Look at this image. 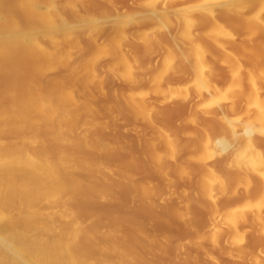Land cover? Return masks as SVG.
<instances>
[{"label": "rangeland", "instance_id": "rangeland-1", "mask_svg": "<svg viewBox=\"0 0 264 264\" xmlns=\"http://www.w3.org/2000/svg\"><path fill=\"white\" fill-rule=\"evenodd\" d=\"M108 1H104L105 3L102 4L103 1L94 0L93 4L85 7L88 8L86 10L80 4L81 2L78 3L79 6L77 5L76 8H70V5L69 7L67 5V0L57 1L58 6L62 8V12L64 13L63 15L67 14L70 16V12L72 14L75 11L74 9H77L76 11L80 10L79 12L75 11L78 15L74 13V17H71L73 14L69 18L67 15H65L68 19L74 21V23L77 25L76 28L80 29L75 33L76 36L73 37V42L76 48L75 50H78L77 55H79V58L74 59L72 63L75 64L78 62V60L80 61L82 59L80 50H82V45H84L83 43H86L85 39L88 37L86 32L89 29V33L91 31L93 33V35L91 33L90 36L94 39V41H92L91 37H88V39H91L88 45L91 47V50L85 54L82 60L90 59L93 56L95 57L102 54L104 55H102V57L99 56L101 58H99V60L101 61L98 62L97 67L91 69L89 78H87L93 83V86L91 84L92 88L90 87V92H88L89 94L86 93V90L84 89V84L87 83V79L80 78L82 83L78 88L79 92L77 91L78 94L76 98L82 101L85 99V97H88L89 100L85 103L89 104H85L84 102V104H82L81 102L82 105L73 116V119L77 120L75 134L65 131H57L52 133L47 128L42 131H33V126L28 117L29 113H21V109L13 110L11 105L6 103L7 97L9 95L10 100L11 95H20V90H15L7 85L4 86V92L0 95V101H5L4 106L0 109V137L3 142L0 149V156L6 161H12L19 155V152L22 149H28V151L31 153H40L48 165L56 166L53 171H57L63 176V180L67 186L68 196L75 199L73 208L65 215L63 223L65 225H78L82 230L90 231L97 239H99L101 236H106L110 240V244L107 247L108 251L106 252H103L101 248L96 247L93 244L82 245L83 249L90 251L92 256L90 258L91 260L98 261L99 259L103 258L106 259L109 264H264V209L262 207V212L258 210L261 208L259 207V202L262 201V204H264V201L252 199V201H250L252 204H250L248 207L247 199L245 198L246 200H244V192L247 190V188L252 189V187L248 186L253 184V182L255 184V177L250 176L252 173H247L246 171L243 174L237 168L236 169L238 172L235 171L236 169H234V165H232L230 168L231 170L228 171L230 167L229 165L225 168L223 166L220 167L219 165H211L209 166L211 169L210 170L209 168H203L204 166L201 163L200 164L203 167L198 164L199 162L197 163L198 158L202 159L205 157H200V155H204L203 152L205 151L203 150V143H205L207 138H212L211 140H214V138L223 137L225 135V138L227 137V139L230 140L231 138L228 137H232V134L230 135L229 133H233L232 130H235L237 124L242 126V122H245L247 119L246 116H243V119L244 117L245 119H240L241 121H237V119L232 120L230 118H237L236 115L238 116V114H240L238 113L240 112V109L237 108V106H239V102L242 103L244 102L242 99L246 101L248 98L246 95V89L248 86L246 79H248V76H245L247 73L245 70H243L245 67L243 64L246 65V61L243 57H238V62L244 63H239L241 64V67L243 66V68L239 72L240 75L239 73L235 75L233 69L235 71L237 70L236 65H234L236 66L235 68L234 66L229 68L222 64L226 58L229 64H234L236 62L233 61L234 58L232 57V60L230 57L224 58L225 55L227 56V51L226 53L222 51L225 53L224 55L221 53L220 49L218 50L220 47L217 46V44L215 45L209 42V44H213V47L208 45L205 37L203 40L202 36L198 39H202L203 41H193L194 43L192 42L193 44L191 43V45H185L183 39H178L176 41V45L168 43V46L166 42L168 39L171 40V37L168 35L166 36L167 33L165 34V32H163L164 35H162L160 31L161 28L159 29V27L163 24V28H165V25L170 26L171 24H175L176 26H173V28L177 27L178 25V29H181V26L179 27V25H182L185 21L188 22L189 20H183V18H179L178 15L177 18L172 16L173 19L170 16V19L164 17L162 18L161 15L160 17L162 19L157 16L154 18V15H156L154 12L157 6H163L159 3V0ZM183 1L186 3L188 2V0ZM183 1L177 2L179 7H182L178 8V10L180 9V13L182 12L181 10H187L188 12V9H190L189 5L192 4L193 0H190V3L188 2L189 5H187L185 2L184 5ZM177 3H175V6H178ZM192 5L190 7H192ZM184 6L187 7L183 8ZM192 8L194 9L195 6ZM72 9L74 10L73 12ZM82 11L83 14L84 12L86 13L84 14V16H86L84 19H81L82 14L81 17L79 14ZM130 11L132 13L135 12L136 14H132ZM164 12L166 11L164 10ZM185 12H183V15ZM202 18L203 17L198 18L197 16L195 17L194 22L199 24L200 21H204L205 23H203V27L200 28V24L195 25L193 24L194 22L192 25L197 26L196 28L199 31L204 30V33L209 32V30L207 31L209 28L214 29L215 27H218V24L220 23L218 18L213 19V23L209 22L212 21L211 19L208 21V19L204 17L207 20L206 21ZM142 19H145L147 22L149 20L148 23L145 22V24H148L145 28L144 20L142 22ZM219 19L221 20V23L219 24L221 26H224V20H228L221 16ZM234 19L233 24H235L237 21H234ZM195 20L199 21L196 22ZM231 20L227 21L229 25L232 24L229 23ZM104 21H106V24L104 23L106 25L104 26L105 28L100 26L101 23L103 25ZM137 21H140L138 22L139 25L137 24ZM184 24L185 26L187 25V23ZM188 24L191 25V21H189ZM236 24L232 25V27H230L231 25L229 26L225 24L227 25L225 27H230L225 29V31L229 30V32L223 34V37H221L220 34L218 35L221 37L222 42L224 40L225 42L229 43L224 44L220 42L219 37L218 41L222 43L223 46L230 44L231 46H227L229 50L237 47L238 49L236 48V55L241 52L245 54L243 51L244 49H242V45L239 46L240 44L238 43H245L244 41L246 38L243 36H239L240 38H238V35L235 34L237 33L236 31L238 29ZM82 26L83 29H81ZM234 26L236 29H234ZM104 29L106 31H104ZM175 29H173V32L176 35L180 34V32H185L182 31L183 29L181 31L177 28ZM99 30H101V36H105L103 39L99 37ZM194 30L196 31V29ZM173 32L171 31V33ZM157 34H160L162 38ZM232 35H234V37L237 35V41H235L236 39L234 40ZM242 38L245 39L242 41ZM159 39L162 43L159 42ZM233 40L234 44L237 46L233 47ZM205 41L207 46H210L214 50L217 49L216 54L219 55L220 59H218V56H214L215 58L210 56V58L208 55L207 60L209 61L204 59L202 61V63L204 62L203 65H199L198 67H195V69L200 70L202 68L200 72L203 76L205 73L208 74V71L210 72L212 70L211 68L216 69L215 72L213 71L214 69L212 71L218 74V71L224 66L225 68L222 69L223 71H220L221 74H218L219 81H216V83L215 79L218 78V75L212 74L211 76V72L209 73V77L205 74L207 77L201 78V83H199L200 81L197 82V80H200L197 78V80L194 79L196 76L194 74L195 71L197 72V70L194 71L193 69H190L191 67L187 63V65H185V62H182L184 59H182V57H184L182 56L183 52H186L185 56L189 55V53H191L190 51H193L194 53V47L195 50L200 49L199 46L203 45L202 47H204ZM220 43L219 45H221ZM195 45H197L198 48H196ZM186 46H191V49H189V47L187 48ZM216 46L218 48H216ZM240 47L242 50L241 52L239 51ZM220 54L222 55L220 56ZM4 55H6L5 50L0 53V57ZM222 57L224 60L222 59L223 62L221 63L220 61ZM214 59L218 61H216V63L219 64L220 62L222 65L221 68H217L219 65L214 62ZM235 59L237 60V58ZM170 61H172L173 64ZM168 63H170V67ZM204 64L209 65L208 69L206 67L207 70L204 69L205 71H203V68L205 67ZM212 64L214 66H211ZM168 67L170 71L168 70ZM228 69L229 71H227ZM62 71L59 73V77H79L81 74L79 70L76 72H66L65 70ZM243 74L247 78L244 77V79L242 77ZM193 76L194 78L192 79L191 77ZM214 77L216 78L214 79ZM240 78H243V80H240ZM47 79V76H45L41 80H44L46 83ZM191 80L192 82L190 83ZM194 80L199 86L201 84L202 87L200 91V87H198V85L193 82ZM239 80L241 82L243 81V84L245 83L244 81H246V89L242 88L240 91L241 93L238 91V87L240 88V86H237L238 84H241L239 83ZM207 81H210V83L208 84ZM69 83L70 82H66V85H69ZM206 83L210 85V87L213 86L212 90H210L211 88L206 85V87L209 88L206 89L208 90L206 92L204 86ZM214 84L216 85L215 88ZM1 85L4 84L2 83ZM235 86L237 92L236 90L234 91L235 88L233 87ZM241 87L244 86L241 84ZM232 88L233 91L231 90ZM238 92L240 94H238ZM37 93L38 95L40 94L44 96L43 102L45 105L50 104L60 109L64 108V102L59 101L55 95L52 97L48 95L49 88L47 84H45L43 88ZM207 93L210 95H206ZM235 93L236 96L234 98L232 96H234ZM241 94L244 95L243 98H241L243 96H241ZM151 97L153 98L151 99ZM202 97L205 98L203 99ZM231 97L233 98L232 100L236 99L237 101H229ZM262 101L263 106L261 109L264 110V99ZM230 103L232 105L234 103V108ZM209 104L211 105L212 109L211 107L207 108ZM218 105L220 106V109L218 108L220 113L221 110L225 108L226 111L223 112H226V117H229V119H226L225 114H221V118L225 117L227 122H225L223 119L219 120V114V118H216L217 109L215 111L213 108L216 106L218 107ZM208 109H210L209 111H215L216 114L214 115L215 112H209ZM206 116L210 120L207 119ZM4 117H7L9 120L7 123L4 122ZM63 117V110H61V113H59L57 116L58 121H61ZM239 117H241V114L238 116V118ZM221 123L224 124L221 125ZM232 123L237 124L234 126ZM232 127L235 128L233 129ZM17 130L20 131V133L16 134L15 132ZM88 132L93 133L96 138H102L105 136L107 149L112 153V156H109L108 159H104L102 163L98 162L97 160L94 164L84 165L81 160V162L78 164H72L70 159L73 156L83 154L85 149L96 148L95 144L92 142L81 143L75 141V135H81ZM257 137H255L256 140L254 138L255 142H258V139L263 138L264 135L262 133L259 134L258 138ZM263 142L264 138L260 140L259 143H256L258 153L260 155L257 154L258 158L256 157L257 159L254 160L256 164L261 162V164L257 165V167L262 165V169L260 171H264V149H262L264 148ZM259 144H261L262 147L259 146ZM258 146L262 150L259 149ZM246 147V144H242L231 150L230 154H227V156L221 155L217 157V160H215L214 163L222 161L224 162L226 159H230L231 156H236V154L237 156H242L246 153ZM243 149L244 151H242ZM213 151L217 152L216 150ZM260 151H262L263 154ZM174 152L178 155L177 159H175V154V156L172 155ZM194 155H196V158L193 157ZM170 156L175 160L174 163V160L171 161V159H169ZM83 157L84 154L82 155V158ZM164 159H166V161ZM194 159H196V163ZM219 159L220 161H218ZM159 160H161L160 163ZM108 164H115V166L120 169V172H109L105 177L98 178L99 170L104 169L105 165ZM172 164H174V166H172ZM164 166L166 168H164ZM195 166L199 167V169H203L198 170V168ZM214 167L216 168L214 169ZM158 169H160L162 172ZM204 169L206 171H203ZM179 171H181L180 174ZM191 171L193 172L192 174ZM236 172H241L243 176L242 174L240 175V173L235 175ZM71 174L75 175L74 178H71ZM193 175L196 176L194 177ZM203 176H207V178H204ZM213 176L215 179L219 178V181H222L223 179L225 182V176L227 177V183L228 181L231 183V179H234V181L238 182H235L236 184L240 183L242 185L240 187V192H242L243 195L241 198L243 199L239 200L240 197H238L236 200L229 199L231 198L229 196H232L230 195L232 191L230 188H235V185H232V183V187L229 186L230 183H225L227 184L225 188L230 189L228 190L230 191L229 196L227 190L226 196L220 194V192H224L223 190L225 188L223 186H218V189H216V195H214L215 199H213L215 201L209 199V188L211 187L212 189L210 183L212 180L215 181ZM211 177L213 179H211ZM165 178L170 179L166 180ZM214 181L212 182L213 185L217 180L215 182ZM162 182L164 185H162ZM220 188L224 189L220 190ZM148 190L153 192L156 197L162 196L164 198L162 201L156 202L151 210L145 211L141 209L144 207L142 204V199L144 197V192H147ZM182 196H184V198ZM225 198L226 200H224ZM231 200L233 202H230ZM244 202H246V204H243ZM227 203H230L228 207L226 206ZM242 204L243 206L241 207ZM262 204L260 206H263ZM244 206L246 207L244 208ZM16 207H18V205H16ZM224 207H226V209ZM229 209L231 210V214L228 212ZM141 210L143 211L141 212ZM144 211L148 213H145ZM225 213L227 216L229 215L230 219H228ZM260 213L262 216H260ZM257 215L261 218H258ZM204 216L206 219H208H204L205 222L203 220ZM237 216L243 218L239 220L237 219ZM232 219H235L237 222L235 223V220ZM230 220L234 221L233 223H235V225H233V223H231L232 221ZM207 221L210 223H207ZM196 222L199 224L197 223V225ZM211 223L215 224V226ZM129 233L133 239L128 237ZM224 245L226 247H224Z\"/></svg>", "mask_w": 264, "mask_h": 264}, {"label": "bare ground", "instance_id": "bare-ground-1", "mask_svg": "<svg viewBox=\"0 0 264 264\" xmlns=\"http://www.w3.org/2000/svg\"><path fill=\"white\" fill-rule=\"evenodd\" d=\"M57 1L58 0H0V53L3 52L4 50L6 51V55L0 57V66H1L0 67V85L2 83L4 84V85L0 86V95L4 92V86H7V85L12 87L15 90H20V95H17V94L11 95V100H10V95H9L7 97L6 103H9L13 110H15V109L20 110L21 109V111H20L21 113H23V112L29 113L28 117H29L30 122L33 126L32 127L33 131H42V130L47 128L52 133L57 132V131H65V132H70V133L75 134L77 120H74L73 116L77 112L79 107L82 104H84L85 102H88V100H89L88 97H85L86 100L84 99L82 101H80L79 99L76 98V96L79 92L78 88L80 87V84L82 83L80 78H83V79L89 78L91 69L94 67H97L98 62L101 61V60H99V58L102 57L103 54L100 52L102 55H98L95 57L93 56L90 59L82 60L83 57L85 56V54H87L91 50L90 49L91 47L88 46L91 39H88V37H91L90 34L92 33V31L89 33V30H90L89 29L86 32V35H88V37H86L87 40L85 39L86 43L82 42L84 45H82L83 46L82 50H80V52L82 54L81 55L82 59L80 60L81 62L78 60V62H76L75 64L72 63L74 61V59L79 58L78 57L79 55H77L78 50L77 51L75 50L76 48H75V45L73 42V37L76 36L75 33L80 29L76 28L77 25L74 23V21L70 20L68 18L72 14H73V16H71V17H74V13L79 12L80 10L76 11L77 9H74L76 11L75 12L72 9V12L73 11L74 12L72 14L70 12V16L65 14L68 16V18H67L65 15H63L64 13L62 12V8L60 6H58ZM101 1H103L102 4H104L108 0H101ZM180 1H183V0H180ZM180 1H178V0H159V3L163 6L160 7V5H158V6L155 5V6H157V8L155 9V12H154L156 14V15H154V18H155V16L161 18L160 17V15H161L162 18L164 17V18L170 19V17L172 18V16H175L177 18V15H178V17L183 18V20L187 19V21L188 20L191 21V25L188 24L189 21L184 22V23H187L186 26L184 23L182 25H179V27L181 26L180 27L181 29H178V25H177V27H175L180 31L182 29H183L182 31H185V32L179 31L180 34L177 33L178 35L174 34V32H173L174 31L173 29H175V28H173V26H176L175 24L174 25L171 24L172 26L171 25L170 26L165 25V28H163L164 24L162 26H160L159 29L161 28V30H160L161 34L164 35L163 32H165V34L167 33L166 36L168 35L169 37H171V40L168 39L169 41L167 40L166 43L167 44L171 43V44L176 45V41L178 39H183V42L185 43V45L186 44L191 45V43L193 41H196V42L199 41L200 39H198V38H200L201 36L203 37V40L205 37L206 41L208 42V45L213 47V44H215V45L217 44V46H219L220 48H218L217 46H216V48H218V50L220 49L221 53H223V52L226 53V51H227V53H226L227 56L225 55V53H223L225 55L224 58L230 57L232 60V57H233L234 58L233 61L237 62V63L235 62L234 64H231V63L229 64L227 58L224 60L222 57L220 62L222 63L224 60V62L222 63L224 66L226 65V67L232 68L234 65H236L237 70L235 71L233 69V71L235 72V75H237L242 70L243 66H245L243 70H245V72L248 74V75L247 74L245 75V76H248V79H246L247 84H248L247 89L245 88L246 87V81H244L245 82L244 84H243V81L242 82L240 81V80H243V78L245 77L244 74L242 76L243 78H240V80H239V83H241L242 86H244V87H241V84L239 85L237 83L238 84L237 86H240V88L238 87V89H239L238 91L240 92L242 90V88H245L247 90L246 95L248 96L246 101L244 99H242L244 102H242V103L239 102V106H237V108L240 109V112H238V113L241 114L242 118L241 117L238 118V116L240 114H238V116L236 115L237 118L230 117L232 120L237 119V121H241L240 119L244 120L245 117L243 119V116H246L247 117L246 121L245 122L243 121L242 122L243 124L239 123V124H242V126L241 125L239 126L237 123H232L234 126L237 124L236 126L239 128L238 129L237 127L236 128L234 127L235 130H232L233 133L229 130L231 132L229 134L230 135L232 134V137L229 136L228 138H231L232 140L227 139V137L225 138V135L223 133H222L224 135L223 137H219V138L217 137V138H214V140H211L212 138H207L205 140V143H203L205 149L202 147L203 150L205 151V152H203L204 155H202V154H201L202 156L200 155V157H203V156H205V157H203L202 159L198 158L197 163L198 162H199L198 164L201 163L204 166L203 167L200 164L203 168H209V166H211V165L212 166L219 165L220 167L223 166L225 168L226 166L228 167V165H229L230 167H229L228 171H230L231 166L234 165V169L237 168L243 174L245 171L247 173L248 172L252 173V175H250V176L255 177L254 178L255 184L253 182V184H250V185H254V186L249 185L248 187H252V189H254V190L247 188V190H245V192H244V194H245L244 200L247 199L248 202L247 201L246 202H247V206L249 207V205L252 204V202H250V201H252V199L253 200L258 199V201L259 200L264 201V171H260L262 169L261 168L262 165L257 167V165L261 164V162H258V164H256V162L254 161L255 159L258 158L257 154H259L256 143H259L260 140H262L264 138L263 137L261 139H258L259 141L257 140L258 142H255V140H256L255 137H257V136L259 137V134H262V133L264 135V110L261 109V107L263 106L262 100L264 99V95H263L264 94V0H193L192 4H194V5H192V4L189 5L190 0H188L189 3L188 2L186 3L185 1H183V4L185 2L187 5H189V8L191 9V10L188 9L189 10L188 12H187V10H185L187 13L183 10H181L182 12L180 13V11H179L180 9L178 10V8H182V7H179V5L177 3ZM79 2H81L80 4L86 10L88 8H85V7H88L90 4H93L94 0H67V5H68V7L70 5V8H76L77 5L79 6V4H78ZM156 3H158V2H156ZM175 3H177L178 6H175L176 5ZM191 5H192V7L195 6V8L193 9L192 7H190ZM108 6H111V5H108ZM185 7H187V6H184L183 8H185ZM166 9H168V10H166ZM192 9H193V11H192ZM164 10L166 12H164ZM152 12H153V10H152ZM183 12H185L184 15H183ZM130 13H132V12L130 11ZM79 14H80V17L82 14L81 19H84V17H86V16H84V14H86V13L84 12V14H83V11L80 12ZM132 14H136V13L134 12ZM197 16H198V18L203 17L202 18L203 20L208 19V21H209V19H211L212 21H209V22H212V23H213V19H217V18H218V21H220V23H221V20L219 19L220 16L224 17L226 20L232 19L231 20L232 22L231 21L229 22V23H232V24H230L231 26L227 23L228 20L227 21L224 20V22H225V24L229 25L230 27H232V25H235L237 23L236 25L238 26V29L236 31L237 33H235V34L238 35V38H240L239 36H243L246 38V39L245 38L241 39L242 41L245 39V41H244L245 43H240V42L239 43L237 42V43L240 44L239 46L242 45V47H243L242 49H244L243 51L245 52V54L243 52H241L242 50L240 47L239 51L243 54L238 53L239 55L238 54L236 55L238 48L234 47V46H237L234 44V40L236 39L235 41H237V39H238L237 35H236V37H234V35H232L234 37L233 44H232L234 49L229 50L227 48V46L228 47L231 46L230 44H228L227 46H225V45L223 46L222 43L226 44L229 42H225L224 40L222 42L221 37H223L224 36L223 34H226V32H229V30L225 31V29L230 28V27H225V26H227L225 24H224V26H221V25H219L220 24L219 23L218 27H215L214 29L209 28V29H207V31L209 30V32L204 33L203 32L204 30L199 31L196 28L197 26L192 25L195 17H197ZM126 18H128V17H126ZM233 19H234V21L237 20L235 22V24H233L234 23ZM143 20H144V24H145V22H147V21H145V19H142V22H143ZM195 21L198 22L197 20H195ZM105 22L106 21L103 22V25H102V23H101V25L100 24L99 25L103 26V28H105L104 27V26H106ZM138 22H140V21H137V24L139 25ZM148 22H149V20H148ZM201 22H202V25H201ZM147 23L144 25V28L148 25ZM150 23H149V25H150ZM203 23H205V22L200 21V23H199L200 28L203 27V25H204ZM193 24L199 25L198 23L196 24L195 22ZM183 25L185 28L183 27ZM204 27H208V26H204ZM81 29H83V26L81 27ZM194 29H196V31ZM234 29H236V27ZM100 31L101 30H99V33H100ZM104 31H106V30L104 29ZM171 31L173 33H171ZM93 32H95V31H93ZM196 32H197V34H196ZM220 32H222V33H220ZM219 34L221 37L218 36ZM92 35H93V33H92ZM157 35L160 36V34H157ZM99 37H101L103 39L105 36L102 37L101 33H100ZM160 37H158V38H160ZM218 37H219L220 42H222V43H220L218 41ZM225 37H226V35H225ZM203 40L201 39L200 41H203ZM92 41H94L93 38H92ZM105 41H106V39H105ZM206 41L204 42L206 44V46L203 43L204 47H202L203 45L199 46L200 49L195 50V47H194V53H193V51H190L191 53L187 52V53H189V55L185 56L186 52L185 53L183 52L182 56H184V57H182V59L183 58L184 59L183 60L181 59L182 62L183 61L185 62V65L188 64L191 67L190 69H193L194 71L197 70V72L195 71V74H194V75H196L195 78H194V76L191 78L192 79L193 78L194 79H196V78L200 79V80L196 79L197 82L200 81L199 83H201V81H202L201 78L207 77V76L209 77L210 72H211V76H212V74L218 75V74H221V72L223 71L222 69L225 68L224 66L222 67L220 62H219V64L216 63V61H217L216 60L217 58H216V59H214L215 60L214 62L217 65H219V66H217V68L222 67L221 68L222 71L219 70L218 74L214 73L216 69L211 68V67L210 68L212 70L214 69L213 70L214 72L212 70L210 72L208 71L209 75L207 73H205L207 76L205 74H204L205 76L204 75L202 76V73L200 72V70H202V68L200 70L195 69V67H198L199 65L200 66L203 65L204 62L202 63V61L204 59L207 60V58L210 56L211 57L218 56V59H220L219 55L216 54L217 49L214 50L210 46H207ZM217 41L221 45H219V43ZM226 41H228V40H226ZM159 42H161V40ZM209 42H211L213 44L211 45V43L209 44ZM106 43H107V41H106ZM200 43H202V42H200ZM169 44H168V46H169ZM162 46H163V44H162ZM195 46H196V48H198L197 45H195ZM188 47H189V49H191V46H188ZM192 49H193V47H192ZM184 51H186V50H184ZM187 51H189V50H187ZM103 52H104V50H103ZM221 55L222 54H220V56ZM76 56H77V58H76ZM238 57L239 58L243 57L244 60L246 61V65L243 64L244 62L243 63L238 62L239 61ZM235 58H237V60ZM241 60H243V59H241ZM207 61H209V60H207ZM170 62H172V61H170ZM239 63L243 64V66L241 67L240 66L241 64H239ZM168 64L170 67V63H168ZM172 64H173V62H172ZM213 64L211 66H214ZM206 65H205V67L202 66V67H204L203 71L208 69L209 65H207V66ZM236 66H234V68ZM169 67H168V70H169ZM206 67H207V69H206ZM62 70H65L66 72H76L77 70H79V72H81V74L79 75V77H73V76L59 77V73ZM227 71H229V69ZM62 72H64V71H62ZM242 73H244V72H242ZM189 75H191V74H189ZM239 75H240V73H239ZM45 76H47V78H48L46 83L44 82V80L43 81L41 80ZM160 77H161V75H160ZM215 78L216 77H214V79ZM245 78H247V77H245ZM222 79H224V78H222ZM189 80H190V78H189ZM216 81H219V75H218V78L215 79V83H216ZM66 82H70L69 85H66ZM191 82H192V80L190 81V83ZM193 82H195L196 85H198L195 80ZM209 83H210V81L208 82V84ZM45 84H47V86L49 88L48 95H50L51 97L55 95L59 101L64 102L65 103L64 108L60 109V108L54 107L50 104L49 105L44 104V102H43L44 96L40 95V94L38 95L37 92H39ZM91 84L93 86V83L91 82V80L87 79V83L84 84V87H85L84 89L86 90V93L90 92V89L92 88ZM208 84L206 83L204 85L205 90L209 89L208 87H206V85L210 87V85H208ZM193 85H195V84H193ZM158 86H159V84H158ZM198 87H200V89H199V91H200L201 87H202L201 84H200V86L198 85ZM215 87H216V85L214 86V88ZM210 88H211L210 90H212L213 86H211ZM233 88H235L234 91L236 90V92H237L236 86ZM233 88L231 89L232 91H233ZM159 89H161V88H159ZM85 90H84V92H85ZM207 91L208 90H206V92ZM243 91H244V89H243ZM239 92H238V94L241 93V92L240 93ZM208 94L209 93H207L206 95H208ZM242 95L243 94H241V96ZM229 96H227V97H229ZM235 96H236V93L232 97L235 98ZM238 96H240V95H238ZM232 97H231V99H229V101H231V102L236 100V99L232 100L233 99ZM243 97H244V95L241 98H243ZM152 98L153 97H151V99ZM192 99H194V98H192ZM207 99H208V97H207ZM4 102L0 101V109L4 106ZM81 102H82V104H81ZM178 102H181V101H178ZM185 102H187V101H185ZM204 102H206V101H204ZM201 103H202V101H201ZM85 104H89V103H85ZM210 104H209V106H207V105H205V106H207V108L211 107ZM233 106H234V103H233L232 107ZM219 107L220 106L218 105V107L216 106L215 108H213V110L215 109V111L217 109V111H216L217 114L215 111H214L215 112L214 113L213 110L209 111L210 109H208V111L214 113V115L216 114V118H219V117L221 118V116H222L221 114H225L226 112L224 113L223 111H226V110H225L224 105H223L224 109L221 108L223 110H221V113H220ZM221 107H222V105H221ZM211 109H212V107H211ZM61 110H63L64 117L62 118L61 121H58L57 116L59 115V113H61ZM218 110H219V112H218ZM148 114H149V112H148ZM218 114L220 115L219 117H218ZM205 115H206V113H205ZM207 115H209V114H207ZM226 116L227 115L225 114V117ZM87 117H89V116H87ZM158 117H159V115H158ZM225 117L224 118L222 117L221 119L219 118V120L223 119L225 122H227L225 120ZM36 118L39 120H37ZM206 118L209 119L207 116H206ZM227 118L229 119V117H226V119ZM3 120L5 123H7L9 121L7 119V117H4ZM232 120H230V121H232ZM215 121H216V119H215ZM199 122H202V121H199ZM224 123H221V125ZM200 125H202V124H200ZM236 129L238 131L239 130L240 131L238 132ZM224 131H226V130H224ZM15 133L18 134V133H20V131L17 130ZM254 138H255V140H254ZM75 141L81 142V143L92 142L95 144L96 148L95 149H93V148L85 149L84 153H83L84 154L83 158H82L83 154L73 156L70 159V162L72 164H78L79 162H81V160H82V163L84 165L94 164V163H96L97 160H98V162L102 163V161H104V159H108L109 156H112V153L107 149L106 142H105V136L102 138L101 137L96 138L93 135V133L88 132V133H84L81 135H75ZM2 143L3 142H2L1 137H0V149L2 147ZM242 144L247 145V147H246L247 149L245 151L246 153L244 152L245 154H243V155L241 154L242 156H237V154H236V156H234V157L231 156L230 159L227 157L228 159H226L224 162L223 161L218 162V161H220V159H219L217 161L219 164L214 163L215 160H217L216 159L217 157H219L221 155L227 156V154H230L231 150H233L234 148H236ZM261 144H259V146L262 147ZM263 144H264V142H263ZM201 149H200V151H201ZM239 149H240V147H239ZM259 149H261V148L259 147ZM262 149H264V148H262ZM213 150H216L217 152H215ZM242 151H244V149ZM260 152H262V151H260ZM174 154L176 155L175 159H177L178 155L175 152L172 153V155H174ZM262 154H263V152H262ZM167 155H169V154H167ZM180 156H181V154H180ZM195 156L196 155H194L193 157H195ZM170 157H169V159H171V161H173L174 160V159H172L173 157H171V158ZM193 157H191V158H193ZM158 159H159V157H158ZM166 159H164V160L166 161ZM112 160H113V158H112ZM160 161L161 160H159V163H160ZM184 161H186V160H184ZM194 161L196 163V159H194ZM259 161H261V160H259ZM174 162H175V160L173 161V163ZM180 163H181V161H180ZM193 163H191V164H193ZM162 164H163V162H162ZM178 165H180V164H178ZM172 166H174V164H172ZM55 167L56 166H54V165H51V166L48 165L40 153H31L30 151H28V149H22L19 152V155L12 161H6L5 159H2V157L0 156V264H109V262L103 258L99 259L98 261L91 260L90 258L92 256L90 254V251L87 249H83V247H82V245H84V244H88V245L93 244L96 247L101 248V250L103 252H106V251H108L107 247L110 244V240L108 237L101 236V237H99V239H97L94 235H92V233L90 231L82 230L78 225H65L63 223L65 215L67 213H69L70 210L73 208V204L75 203V199L68 196L67 186H66L65 181L63 180V176L59 172L53 171V169ZM164 168H166V167L164 166ZM196 168H198V170L203 169V168L199 169V167H196ZM215 168L216 167H214V169ZM220 169H222V168H220ZM234 169H233V172H234ZM237 169L235 171L238 172ZM158 170L161 171L160 169H158ZM154 171H155V169H154ZM203 171H206V170L204 169ZM207 171H208V169H207ZM224 171H222V172H224ZM109 172H120V169L117 166H115V164L114 165H112V164L105 165L104 169L99 170L98 178L105 177ZM180 172L181 171H179V174H180ZM201 172H202V170H201ZM237 172L235 175H238L239 173H240V175L242 174L241 172H239V173H237ZM165 173H166V170H165ZM192 173L193 172L191 171V174ZM205 174H206V172H205ZM243 174H242V176H243ZM222 175H223V173H222ZM71 176H72L71 178H74L75 175L71 174ZM189 176H190V174H189ZM159 177H160V175H159ZM204 178H207V176ZM213 178H214V176H213ZM213 178L211 177V179H213ZM224 178L227 179V177H225V176H224ZM220 179H221V176H220ZM226 179H224L225 182L223 181V179H222V181H219V178L215 179V181L216 180L218 181V182L216 181L218 184L214 180H212V182L214 181L215 183H214V185L212 182H211L212 185L210 183V186H212V189H211V187L209 188L210 189V191L208 193L209 199H211L212 201H215L213 199H215L214 195H216V189H218V186H221V187L223 186L225 188L226 185L230 183L228 180H227L228 181V183H227ZM182 180H184V179H182ZM231 180H232V182H231L232 185H235V188H230V189H232L231 194H230L232 196H229L230 191H228V190H230V189H228V188H225V189L220 188V190L224 189L223 190L224 192H222V193L220 192V194H222L223 196L224 195L226 196V190H227L228 196L231 197V198L228 197L229 199L236 200V199H238V197H240L239 200L243 199V198H241V197H243L242 192H240V189H241L240 187L242 185L240 183L236 184L238 182L234 181V179H231ZM233 182H234V184H233ZM172 183H173V180H172ZM225 183H227V184H225ZM231 183L229 184L230 187H232ZM162 185H164L163 182H162ZM149 189H152V188H149ZM219 196H218V198H219ZM182 197L184 198V196H182ZM232 197H234V198H232ZM163 198L164 197H162V196L156 197L155 194L153 192H150L149 190L147 192L145 191L144 197L142 199V204L144 207L141 209H143L145 211L151 210L153 205H155L156 202H158V201H162ZM226 198L224 200H226ZM216 200H217V198H216ZM230 202H233V201L231 200ZM246 202H244L243 204H246ZM221 203H223V202H221ZM221 203H220V205H221ZM202 204H203V202H202ZM218 204H219V202H218ZM229 204L227 203L226 206L228 207ZM243 204L241 205V207L243 206ZM261 204H262V201L259 202V207H261V208L260 209L256 208V209H258L262 212L261 209H262V207L264 209V204H262L263 206H260ZM16 205H18V207H16ZM255 206L258 207L257 205H255ZM245 207L246 206H244V208ZM250 207H253V206H250ZM224 208L226 209V207H224ZM143 210H141V212ZM230 211L231 210L229 209L228 212L231 214ZM256 212H258V211H256ZM145 213H148V212H145ZM232 213H233V210H232ZM164 214H166V213H164ZM225 215H226V213H225ZM239 216H237L238 217L237 219L240 220L241 218H243V217L240 218ZM260 216H262L261 213H260ZM260 216H258V218ZM206 217H207V215H206ZM206 217L204 216L203 220L206 219ZM227 217H228V219H230L229 215ZM216 218H217V216H216ZM225 219H227V218H225ZM250 219H252V218H250ZM206 220H208V219H206ZM232 220H235V219H232ZM232 220H230V221H232ZM200 221H201V219H200ZM198 222H196V224ZM204 222H205V220H204ZM208 222L209 221H207V223ZM214 222H216V221H214ZM233 222L234 221H232L231 223H233ZM236 222L237 221L235 220V223ZM235 223H233V225H235ZM242 223H244V222H242ZM211 224H213V223H211ZM213 225L215 226V224H213ZM128 237L133 239L130 233H129ZM224 247H226V246L224 245ZM203 250H204V248H203Z\"/></svg>", "mask_w": 264, "mask_h": 264}]
</instances>
